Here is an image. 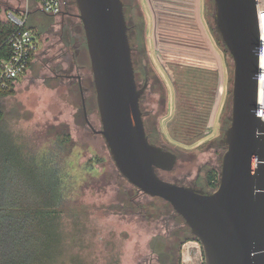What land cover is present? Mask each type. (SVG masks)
Wrapping results in <instances>:
<instances>
[{
    "label": "rangeland",
    "instance_id": "1",
    "mask_svg": "<svg viewBox=\"0 0 264 264\" xmlns=\"http://www.w3.org/2000/svg\"><path fill=\"white\" fill-rule=\"evenodd\" d=\"M123 1L126 23L135 24L128 35L135 70L143 63L150 67L140 106L147 112L145 127L149 129L158 117L159 133L152 136L176 154L174 168L159 175L208 190L206 172L214 168L219 174L221 165L219 142L231 111L233 77L232 59L213 25L214 2ZM68 7L73 15H50L35 11L31 0H0L3 20L8 12L24 19L21 12L27 8L26 24L38 33V49L29 69L15 81L10 94L0 96V154H8L7 143L14 141L23 156L49 154L58 166L65 251L52 264H176L173 258L180 247V264H206L203 247L192 239L183 219L168 202L148 197L126 181L103 136L92 130L101 124L84 30L77 7ZM142 21L147 27L146 60L139 45L144 38ZM207 71L213 76L206 75ZM135 78L138 86L143 83ZM205 90L214 93L212 104L221 94L210 131L191 143L181 141L171 128L181 105L179 96L187 94L184 101L197 105ZM89 159L91 165L86 164ZM185 237L191 239L178 248ZM35 264H46L45 258L41 256Z\"/></svg>",
    "mask_w": 264,
    "mask_h": 264
},
{
    "label": "water",
    "instance_id": "2",
    "mask_svg": "<svg viewBox=\"0 0 264 264\" xmlns=\"http://www.w3.org/2000/svg\"><path fill=\"white\" fill-rule=\"evenodd\" d=\"M213 25L232 59L231 116L218 185L205 192L164 180L176 154L149 142L140 110L122 0H75L97 111L120 174L168 202L203 247L206 264H264V122L256 115L259 27L256 0H213Z\"/></svg>",
    "mask_w": 264,
    "mask_h": 264
},
{
    "label": "trees",
    "instance_id": "3",
    "mask_svg": "<svg viewBox=\"0 0 264 264\" xmlns=\"http://www.w3.org/2000/svg\"><path fill=\"white\" fill-rule=\"evenodd\" d=\"M141 27L144 38H140V54L146 60L143 23ZM15 29L16 25L12 20H3L0 15V59L10 55L11 48L6 40ZM127 33L129 35V30ZM143 65L147 66L149 75V64ZM140 68L142 69L138 66V71ZM189 74L190 72L186 73ZM206 75L212 77L213 72L207 71ZM13 86L12 84L7 90L0 91V96L10 94ZM204 93L197 105L187 104L188 100L184 101L187 94L184 98L181 97L182 94L179 96L181 105L171 128L174 136L181 141L191 143L210 131L215 113L210 109L214 93L210 90H205ZM1 132L3 131L0 127V145ZM14 144V141L7 143L5 150L8 154H0V264H35L41 256L45 258L46 264H52L65 251L62 248L65 247V237L61 227V175L49 154L40 155L39 158L35 154L25 157ZM92 163V159L86 162L89 165ZM214 170L210 169L205 175L211 188H216L219 181L218 173ZM189 239L191 238L185 237L178 245L181 246ZM192 239L197 241L195 237ZM180 249L176 264H180Z\"/></svg>",
    "mask_w": 264,
    "mask_h": 264
},
{
    "label": "built area",
    "instance_id": "4",
    "mask_svg": "<svg viewBox=\"0 0 264 264\" xmlns=\"http://www.w3.org/2000/svg\"><path fill=\"white\" fill-rule=\"evenodd\" d=\"M36 8L50 15H59L63 9L69 6L70 0H31ZM257 24L259 27L257 86H256V115L264 122V0H256ZM24 19L18 18L12 12H8L7 20H12L16 29L9 35L6 42L11 48V53L6 58L0 59V91L7 90L16 80L24 75L32 62L37 47V36L26 24L27 8L21 12ZM219 81L217 91L221 90ZM217 100L212 104V110L216 113ZM214 113V116H215Z\"/></svg>",
    "mask_w": 264,
    "mask_h": 264
},
{
    "label": "flooded vegetation",
    "instance_id": "5",
    "mask_svg": "<svg viewBox=\"0 0 264 264\" xmlns=\"http://www.w3.org/2000/svg\"><path fill=\"white\" fill-rule=\"evenodd\" d=\"M138 1V4H139V0H137ZM122 2H123V6H124V1L122 0ZM72 5L73 6H76L75 5V0H71L70 1V7H72ZM64 13H66V14H69V15H73L74 14V12H72V9L71 8H69V7H66L65 9H63L62 11H61V14H64ZM72 23V22H71ZM142 23H143V21H142ZM127 24V23H126ZM133 25L134 24H127V28H128V30H132V27H133ZM143 26H144V29L143 30H145L146 31V29H147V27L145 26V24L143 23ZM130 30V31H131ZM79 39V37H77V38H74V40H75V42H77V41H79L78 40ZM132 48V47H131ZM148 60H149V58H148ZM133 65H134V63H133ZM141 67H142V69L140 70V71H137V73H136V71H135V68H134V76H136L139 80H142L143 81V83L141 84V85H139L138 86V83H137V86L140 88V87H142V86H145V88H144V92H143V94L146 92V90H147V87H148V71H147V66L145 67L143 64H141ZM156 77H157V75H156ZM160 79V78H159ZM79 80V87H78V89H80V94L82 95V92H83V87H82V83H81V80L80 79H78ZM136 82H137V80H136ZM221 87V86H220ZM142 94V96H141V99H140V106H141V101H142V97L144 96ZM220 96H221V94H220ZM220 96H219V98L217 99V105H219L218 103L221 101V99H220ZM224 104V103H223ZM218 107V106H217ZM216 107V108H217ZM84 108H85V105H84V103H83V97H82V109H83V114L85 115V121H86V123L89 125V122H88V119H87V114H85V110H84ZM216 108H215V110H216ZM230 109H231V106H230ZM140 110H141V108H140ZM217 111V110H216ZM141 112H143V123H144V117L146 116V114H147V112H145V111H142L141 110ZM168 111H167V106H166V112L165 113H167ZM165 113L164 114H162V117L165 115ZM230 116H231V111L229 112V114L226 116V119H225V125H224V127H225V129H224V133H223V137H222V139L220 140V144H221V147L223 148V153H224V151L226 150V144L224 143V134H225V131H226V129L228 128V125H229V123H230ZM221 118H222V114H221ZM221 118H220V122H221ZM157 122H159L158 121V117L157 118H155L154 119V123L155 124H152L151 126H150V128L148 129L147 127H145V124H144V129H145V131H146V136H147V139L149 140V142L150 143H152V144H154V145H157V146H160V147H162V148H167L166 146H163L162 144H159V143H157L156 142V140H155V138H153V134H155V133H159V129H157ZM227 122V123H226ZM90 128L92 129V127L90 126ZM100 128H101V126H100ZM100 128H98L97 130H94V129H92L93 131H95L96 133H99V134H101L98 130L100 129ZM168 149V148H167ZM160 172V171H159ZM158 172V173H159ZM176 183H178V182H176ZM179 184V183H178ZM213 189H215V188H211L210 187V189H208V190H204L205 192H211ZM180 246V245H179ZM174 260H173V262L175 261V263L177 262V259H178V254H176L175 255V257L173 258ZM181 259V258H180Z\"/></svg>",
    "mask_w": 264,
    "mask_h": 264
},
{
    "label": "crops",
    "instance_id": "6",
    "mask_svg": "<svg viewBox=\"0 0 264 264\" xmlns=\"http://www.w3.org/2000/svg\"><path fill=\"white\" fill-rule=\"evenodd\" d=\"M38 9L36 8L35 9V11H37ZM39 11V10H38ZM27 14H29V11H28V13ZM29 27V26H28ZM31 28V27H30ZM35 34L37 35L38 33L37 32H35ZM29 69V68H28Z\"/></svg>",
    "mask_w": 264,
    "mask_h": 264
}]
</instances>
